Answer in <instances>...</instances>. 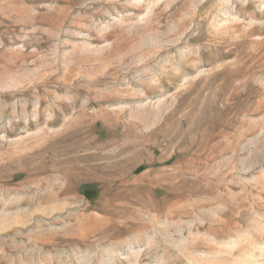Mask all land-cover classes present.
<instances>
[{
	"label": "rangeland",
	"instance_id": "374dc122",
	"mask_svg": "<svg viewBox=\"0 0 264 264\" xmlns=\"http://www.w3.org/2000/svg\"><path fill=\"white\" fill-rule=\"evenodd\" d=\"M0 264H264V0H0Z\"/></svg>",
	"mask_w": 264,
	"mask_h": 264
}]
</instances>
